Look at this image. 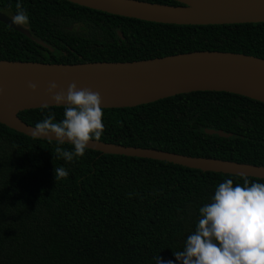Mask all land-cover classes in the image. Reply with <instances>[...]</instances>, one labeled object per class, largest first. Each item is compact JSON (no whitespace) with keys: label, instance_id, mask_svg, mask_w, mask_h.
Returning <instances> with one entry per match:
<instances>
[{"label":"trees","instance_id":"1","mask_svg":"<svg viewBox=\"0 0 264 264\" xmlns=\"http://www.w3.org/2000/svg\"><path fill=\"white\" fill-rule=\"evenodd\" d=\"M179 4L174 0H140ZM19 2L35 43L0 22V59L77 63L129 61L193 50L264 58V22L173 24L140 20L68 0H0L10 17ZM120 32V35L117 34ZM100 141L264 166V102L195 90L130 107L103 108ZM63 106L17 112L35 126ZM221 129L231 136L206 133ZM67 142L35 138L0 123V264H156L172 260L226 179H264L202 171L162 160L87 149L66 162ZM69 175L55 181L54 169Z\"/></svg>","mask_w":264,"mask_h":264},{"label":"water","instance_id":"2","mask_svg":"<svg viewBox=\"0 0 264 264\" xmlns=\"http://www.w3.org/2000/svg\"><path fill=\"white\" fill-rule=\"evenodd\" d=\"M74 2L72 0H68ZM115 3V0H105ZM148 6L140 12L119 8L109 10L86 6L111 14L140 20L173 24H229L264 22V0H174L179 4H161L129 0ZM0 22L47 47L30 35L27 28L13 23L0 11ZM120 35V32L117 31ZM121 36V35H120ZM12 69L0 70V123L27 136L55 140V135L39 137L35 126L23 122L17 112L49 106L55 102L47 93L50 82L57 92H66L75 82L78 88H91L102 97L103 108L130 107L160 98L195 90H215L240 94L264 102V58L219 50H193L129 61H88L54 63L2 60ZM29 82L37 85L34 92ZM206 133L231 136L221 129ZM89 149L100 153L122 154L171 162L202 171L251 176L264 179V166L212 157L189 156L161 149L92 141Z\"/></svg>","mask_w":264,"mask_h":264},{"label":"clouds","instance_id":"3","mask_svg":"<svg viewBox=\"0 0 264 264\" xmlns=\"http://www.w3.org/2000/svg\"><path fill=\"white\" fill-rule=\"evenodd\" d=\"M14 24L26 26L29 16L17 2ZM32 91L35 83L29 82ZM58 85L49 83L47 93L55 105L63 106V119L53 122L50 113L37 122L33 134L39 137L55 135L60 143L73 146V150L57 147L55 152L66 162L83 157L92 141H100L104 132L102 97L91 88H78L69 84L66 92H57ZM44 108L49 104L45 103ZM55 181L66 179L69 172L54 169ZM200 218L195 230L187 236L181 251L174 252L178 264H264V183H234L226 179L215 188L209 203L199 208ZM156 264H175L156 258Z\"/></svg>","mask_w":264,"mask_h":264},{"label":"bare ground","instance_id":"4","mask_svg":"<svg viewBox=\"0 0 264 264\" xmlns=\"http://www.w3.org/2000/svg\"><path fill=\"white\" fill-rule=\"evenodd\" d=\"M86 6L97 8H104L109 10H116L119 8H126L127 10L143 12L148 9L145 4L129 1V0H115V3H108L105 0H72ZM13 65L5 62H0V70L12 69Z\"/></svg>","mask_w":264,"mask_h":264}]
</instances>
